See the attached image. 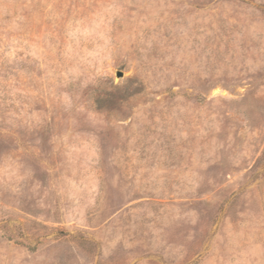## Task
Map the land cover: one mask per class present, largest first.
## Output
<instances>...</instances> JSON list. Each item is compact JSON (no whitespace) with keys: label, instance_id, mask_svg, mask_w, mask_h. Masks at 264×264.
Returning <instances> with one entry per match:
<instances>
[{"label":"rangeland","instance_id":"rangeland-1","mask_svg":"<svg viewBox=\"0 0 264 264\" xmlns=\"http://www.w3.org/2000/svg\"><path fill=\"white\" fill-rule=\"evenodd\" d=\"M0 264H264V0H0Z\"/></svg>","mask_w":264,"mask_h":264},{"label":"water","instance_id":"water-1","mask_svg":"<svg viewBox=\"0 0 264 264\" xmlns=\"http://www.w3.org/2000/svg\"><path fill=\"white\" fill-rule=\"evenodd\" d=\"M124 76V72L122 70H116V77L121 78Z\"/></svg>","mask_w":264,"mask_h":264},{"label":"trees","instance_id":"trees-1","mask_svg":"<svg viewBox=\"0 0 264 264\" xmlns=\"http://www.w3.org/2000/svg\"><path fill=\"white\" fill-rule=\"evenodd\" d=\"M97 101H98L99 104L102 105V103H103L102 101H103V100H97Z\"/></svg>","mask_w":264,"mask_h":264}]
</instances>
